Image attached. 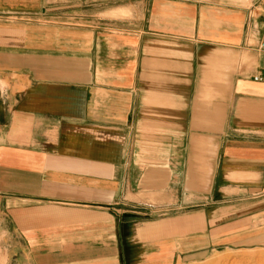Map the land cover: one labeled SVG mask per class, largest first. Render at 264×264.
Returning a JSON list of instances; mask_svg holds the SVG:
<instances>
[{
	"label": "crops",
	"instance_id": "1",
	"mask_svg": "<svg viewBox=\"0 0 264 264\" xmlns=\"http://www.w3.org/2000/svg\"><path fill=\"white\" fill-rule=\"evenodd\" d=\"M92 2L0 0V14L34 17L0 15V264L18 257L14 238L40 264H115L118 204L179 209L158 219L169 225L148 241L153 256L263 248L264 0H251L246 28V15L200 10L205 0H171L170 14L159 3L148 31L193 25L197 10L210 44L159 72L144 70L145 29L99 22L97 7L84 18Z\"/></svg>",
	"mask_w": 264,
	"mask_h": 264
},
{
	"label": "rangeland",
	"instance_id": "2",
	"mask_svg": "<svg viewBox=\"0 0 264 264\" xmlns=\"http://www.w3.org/2000/svg\"><path fill=\"white\" fill-rule=\"evenodd\" d=\"M113 2L114 6L117 4H121L126 2V0H97V6H89L84 7L83 10H87L86 16L84 18H89V10L91 13H95V7H97V16L96 18L99 22H105L109 19L114 18L115 23H119L121 26L120 20L116 19H125L126 21L123 24H127L128 22L131 24L129 25V29L132 37H135L137 33L135 28H144L146 32L140 33L145 43V51H146V65L145 71L150 72H159V71H170L171 61H173V57L175 56V52L177 51L178 56H185L187 54H193L195 56H199L201 51L203 50L202 46H208L209 43H204L202 40H205L202 30L204 28V22L207 18L205 14L202 16V12L199 11L195 15V22L193 25L186 26L185 18L182 21V26L180 25V30L178 31H171L169 20L164 21L165 24L163 27V31L161 32H154L148 31L149 28H153L154 25V17L155 11L160 12V8L157 7L159 3L166 4L164 10H166L167 14H170V7L168 6L171 3V0L167 2L163 1H154L155 9L151 10V4L153 3L152 0H131L133 6L130 10H122L115 11L114 13H106L100 12V9L106 7ZM195 1V5H197ZM204 7L200 6V10L203 12L211 11V10H219L222 15L229 17L231 15H239L241 24L243 22V15H246L244 18V25L248 23V11L251 7V0H205ZM136 12L139 14L137 15ZM200 13V14H199ZM225 13V14H223ZM231 13V14H229ZM242 14V18H241ZM7 18H19V19H29L34 18L29 14H16V13H2L0 14ZM221 15V14H220ZM170 15H166L165 17L169 18ZM92 19H95V16H91ZM164 17V16H163ZM164 17V19H166ZM138 25V27H137ZM188 28V29H187ZM160 45L161 49L154 48L155 46ZM192 45L193 49H192ZM198 48V51H197ZM200 49V50H199ZM197 51V52H196ZM174 52V53H173ZM193 52V53H192ZM180 59V58H179ZM179 66V65H178ZM7 100V97L4 95L0 98V106L4 105V101ZM3 107V106H2ZM1 108V107H0ZM2 109V108H1ZM159 116L164 115V113H156ZM147 115H153V112L147 113ZM0 116L2 118L5 117V112L1 110ZM154 203V202H152ZM179 210V209H178ZM178 210L172 207H146V208H128L123 207L121 204L116 205L115 212L118 216L126 220L116 225V234L114 239V262L115 264H157L160 260L162 264H264V247L258 249H238V248H216L214 250L206 251L202 254H194L193 256H183L181 259L172 257L168 254V250L165 249L162 251V256L157 257L153 256L150 253L149 249L146 247L150 241H154V238H158L160 234V230L168 228L169 220H158L169 218L170 216L174 215ZM2 225L1 228L7 229L10 227L9 220L2 215ZM155 233V234H154ZM163 236V234H162ZM15 244H18V248L13 249L12 252L16 253L18 257L13 258L14 264H40L43 261L41 257H38L36 260L31 258H26L25 255L22 254V249L19 246L24 247V242L21 239L16 240V238L12 239ZM2 243L3 246L8 248L11 243L9 237L3 238ZM4 249V248H3ZM2 249V254H5V251ZM24 249V248H23ZM99 253L101 251H98ZM78 253V252H77ZM2 263L4 264L5 260L7 259L6 256L3 255ZM75 260H83L85 259L84 256H77L74 257ZM46 260V259H45ZM69 260V259H67ZM12 263V264H13ZM76 264H83L76 263Z\"/></svg>",
	"mask_w": 264,
	"mask_h": 264
},
{
	"label": "built area",
	"instance_id": "3",
	"mask_svg": "<svg viewBox=\"0 0 264 264\" xmlns=\"http://www.w3.org/2000/svg\"><path fill=\"white\" fill-rule=\"evenodd\" d=\"M257 11L260 13L261 16V27H260V36L257 39L256 43H254V48L259 53L264 54V3H262L261 5H257ZM253 78L255 80H263L264 76L256 75Z\"/></svg>",
	"mask_w": 264,
	"mask_h": 264
}]
</instances>
